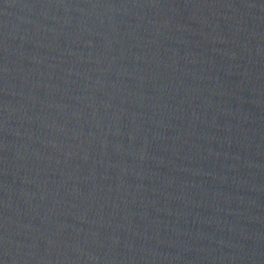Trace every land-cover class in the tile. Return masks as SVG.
<instances>
[{
    "label": "water",
    "instance_id": "water-1",
    "mask_svg": "<svg viewBox=\"0 0 264 264\" xmlns=\"http://www.w3.org/2000/svg\"><path fill=\"white\" fill-rule=\"evenodd\" d=\"M0 264H264V0H0Z\"/></svg>",
    "mask_w": 264,
    "mask_h": 264
}]
</instances>
